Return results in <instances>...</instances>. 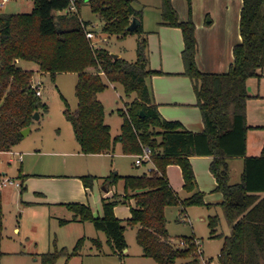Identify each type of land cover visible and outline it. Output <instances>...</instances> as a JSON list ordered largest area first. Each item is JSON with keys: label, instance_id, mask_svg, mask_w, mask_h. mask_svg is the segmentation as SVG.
Wrapping results in <instances>:
<instances>
[{"label": "trees", "instance_id": "1", "mask_svg": "<svg viewBox=\"0 0 264 264\" xmlns=\"http://www.w3.org/2000/svg\"><path fill=\"white\" fill-rule=\"evenodd\" d=\"M31 12H0V152L19 144L22 130L34 122V113L48 105L37 95L33 86L35 70L23 69L20 60L33 61L42 73L55 77L60 72L78 74L75 92L77 108L66 107L64 114L72 123L81 152L107 153L121 142L126 154H140L144 147L151 149L155 169L140 175L121 176L112 173L106 177L109 186L122 177L125 194L103 198V215L95 216L84 203H65L74 215L70 221H91L98 230L105 232L111 253L123 264L127 247L125 231L136 228L137 242L143 254L157 264H177L189 258L186 264H199L197 247L190 242L181 246L174 242L167 228L166 208L181 206V215L189 206H209L198 185L191 162L195 155L214 157L210 169L217 179V190L224 195L223 217L230 231L217 234L221 223L219 215L209 217L211 234L223 238L218 264H264V154L247 155V80L258 75L264 67V0H244L241 10L240 30L242 41L234 46V61L226 73L203 72L197 65L199 50L196 25L190 17L179 19L172 0H162L161 24L178 26L183 31V60L185 74L193 82L205 128L202 131L187 129L177 120H168L159 112L154 92L148 80L161 73L149 66L148 38L142 25L130 30L133 18H142V10L134 7V0H33ZM73 4L76 9H72ZM89 4L103 22L102 32L126 37L137 33V60L115 57L109 48L95 45L87 37L90 24L81 18L80 11ZM109 82L123 86L128 97L127 109H120L123 116L120 134L113 137L106 123V109L99 98ZM244 157L243 171L238 182H231L229 158ZM178 164L184 177V188L189 195L181 198L172 188L166 174L167 166ZM85 186L92 187L97 176L81 177ZM135 200L132 216L121 219L115 207ZM180 221L181 218H178ZM4 230L0 214L1 239ZM188 241L191 237H184ZM182 239V238H181ZM86 237H80L70 250L56 248L41 253V264H56L65 257V263L81 255ZM98 250L103 242L91 238ZM212 259H209V263Z\"/></svg>", "mask_w": 264, "mask_h": 264}, {"label": "rangeland", "instance_id": "2", "mask_svg": "<svg viewBox=\"0 0 264 264\" xmlns=\"http://www.w3.org/2000/svg\"><path fill=\"white\" fill-rule=\"evenodd\" d=\"M34 7L33 0H9L0 6V12L26 13L31 12ZM190 8V5H189ZM190 10V9H189ZM80 15L87 20L98 34L106 37L99 45L109 48L115 57H121L129 61L137 60V46L139 35L129 34L126 37L107 35L102 32L103 22L95 14L89 4H84ZM19 65L23 69H38L33 61L20 60ZM78 74L76 72H60L55 77L50 73L34 75V81L42 83V99L48 105V109H42L39 118H34L31 130L24 136L21 145L17 148L22 152V161L19 154L3 152L0 155V172L7 169L9 177L15 181L19 180V172L35 173L36 182L45 184L49 188L59 191V196H79L78 185L84 175H110L119 171V174L131 172H142L148 166H137L136 157L118 152L113 154H85L79 152V143L76 140L72 123L66 118L64 110L66 107L74 110L77 108L78 99L75 92ZM101 97L106 109V119L111 125V133L117 135L120 132V124L123 116L120 109H127V103L131 102L135 95L128 97L121 84H111L101 92ZM117 145V144H116ZM117 148V147H116ZM14 161L9 163V159ZM152 164L153 160H152ZM151 166V164H150ZM120 168V170H119ZM147 170V169H146ZM239 170L233 164L231 171L232 181L240 180ZM29 177V176H27ZM81 180V181H80ZM118 189L121 190L122 177L118 180ZM117 182V183H118ZM84 183V182H83ZM90 192L89 201L95 209H101V195L104 193L102 187L95 182ZM47 189V190H48ZM35 193L27 189L21 193L16 184L0 186V214L3 217L4 230L1 239L0 264H41V253L56 248L67 247L72 249L77 240L85 236L86 241L82 247L81 255L72 257L67 264H123L121 259L111 254V247L107 243L105 232L98 230L91 221H70L61 223V219H71L74 213L65 205L50 203L49 199L57 197L52 191L48 194ZM23 196V199H22ZM180 196V195H179ZM73 197V196H72ZM122 204V203H121ZM120 205V204H119ZM198 206V205H195ZM178 206L168 209V217H173L174 231H183L190 228L188 222H178L181 211ZM200 208V207H199ZM222 209V207H220ZM196 209V208H194ZM191 213L198 215L200 212ZM94 213V212H93ZM221 223L219 231L229 233L230 227L220 212ZM200 215V214H199ZM195 226L198 235L203 236L205 245L202 246L204 258L199 254V264H218V253L223 245L221 237L209 238L211 230L208 229L206 221L200 216L195 218ZM18 228V231L15 228ZM180 233V232H179ZM125 236L129 248V257L125 258L127 264H157L153 258L142 255L143 248L137 242L136 228L127 227ZM91 237H99L103 240L101 250L92 243ZM179 243V240H174ZM23 250L28 255L22 257L8 253L10 251ZM212 256V262L207 260ZM184 258L178 259L181 264ZM147 262V263H146ZM65 257L59 258L56 264H64Z\"/></svg>", "mask_w": 264, "mask_h": 264}, {"label": "crops", "instance_id": "3", "mask_svg": "<svg viewBox=\"0 0 264 264\" xmlns=\"http://www.w3.org/2000/svg\"><path fill=\"white\" fill-rule=\"evenodd\" d=\"M172 2L173 6L179 13V19L181 21H186L190 17L189 5L191 3L192 18L196 25V34L199 45V50L197 53V65L199 69L203 72L210 73L228 72L234 61V46L242 41L240 18L244 0H172ZM161 3L162 0H134L133 2L134 7L138 10H142L143 12L142 18L139 19V25H142L144 31L147 33L149 66L153 70L161 71V73L154 74L151 78H149L148 82L153 89L159 112L164 118L168 120L180 121L189 130L197 132L202 131L204 130L205 125L201 109L198 105L197 95L191 78L185 74V65L183 60V49L185 44L183 31L178 26H169L160 23L162 20ZM72 9H76V7L74 6ZM82 20L87 21L83 18ZM87 29L95 34V45H99L101 40L106 41V37H102L100 34H98V32L93 27H91V25H88ZM18 62L20 63V61ZM33 70L36 71V75H39V78L40 74H43L38 69ZM110 84L115 86V82H109V85ZM247 91L249 94L246 108L247 122L249 124V129L247 131V155L260 156L264 154V67L258 71V75L252 76L247 80ZM101 94L102 93L100 92L99 98L103 102ZM105 121L107 124H109L106 117ZM122 122L123 120L120 124V131ZM119 134L120 132L117 135ZM117 135H113V137ZM20 145L21 142L14 146L11 151H14L15 155L19 154L20 160L22 161V152H20V150L17 148ZM116 147L115 149H118V152L124 153L121 142H118ZM79 152L81 153L80 145ZM114 152L115 150L98 154H113ZM2 153L3 152H1L0 155ZM128 155L131 157H136V154ZM213 159L214 157L211 155H195L191 157L197 185L199 189L204 192L205 202L209 206H189L186 209V212L180 216L181 220L179 221L177 219L178 222H188L190 224V228L183 231H174L172 226L174 219L173 217H168L167 214L168 209L171 206L166 208L167 228L173 241L175 239L180 240L184 237H191L199 239L202 242V246H204L205 241L203 236L198 235L196 231V226L194 223L196 220L195 218L200 216L202 221H206L208 229L210 230L208 224L209 217L211 215L220 216V212L223 214L222 202L224 200V195L221 191L217 190V179L210 169ZM13 161L14 158L9 159V163ZM228 161L230 166V174L234 164V166L238 168L240 172L239 178H241L244 157H231ZM144 166L147 165L144 164ZM146 169L141 173L131 172L121 174V176L140 175L147 171ZM23 170L24 169L22 166V169L19 172L20 179L17 180V182H20V186L17 185L21 189L20 195H22V192L26 189L28 191L33 190L35 193L43 195L45 190L47 194L52 191L57 197H52L54 199H49L50 203L60 205H64L65 203H84L92 208L95 216L103 215V198H111L114 194H119L121 197H123L125 194L124 178H122V185H120L121 190H119L118 184L120 181L115 185L109 186L108 182L106 181V177L109 175L105 176L94 174V176H97V179H95L94 183L98 182L104 192L101 195V209H95L93 204L89 201V196L92 189L85 186L83 181L80 180L81 182L78 185V191L80 194L79 196L73 194L69 198H62L59 196V191L55 188L48 189L45 184L36 182L37 180H35L33 176H36L37 174L26 171L24 172ZM116 173H119V171ZM0 174L4 177H9L7 169H3ZM166 174L172 188L180 195L181 198H185L189 195V192H187L184 188V177L180 165H168ZM134 205L135 200L131 198L127 203L117 205L115 207V214L121 219H128L132 216L131 206ZM176 206L179 207L177 210L180 212L181 206ZM220 207H222V209ZM197 209L200 210V212H197L200 215H191L193 211H198ZM15 230L18 231V228L16 227ZM219 233L227 234L220 232L218 227L217 234ZM213 237L220 236H215L212 234L209 235V238ZM101 241L103 242V240ZM129 248L130 245L128 244V247L126 250H124L127 253V257H129ZM8 253L22 257H27L28 255L23 250L10 251ZM219 254L220 252L218 253V256ZM142 255L147 257L143 254V251ZM207 256V260L212 259V256ZM188 260L190 259L184 258V261H182L181 264H186Z\"/></svg>", "mask_w": 264, "mask_h": 264}, {"label": "built area", "instance_id": "4", "mask_svg": "<svg viewBox=\"0 0 264 264\" xmlns=\"http://www.w3.org/2000/svg\"><path fill=\"white\" fill-rule=\"evenodd\" d=\"M7 1L8 0H0V6L5 5V3ZM74 6L75 5L73 4L72 7H74ZM87 37L93 39V43L95 44V41H94L95 34L92 31H90V30L87 31ZM33 86L36 88L37 95L41 96L42 95V83H41V81H33ZM6 152L13 153V151H11V150L6 151ZM144 162H149L151 164V166L149 165V167H148V171H152V170H154L156 168L155 165L152 164L151 149L149 147H144L143 152L136 155V164L137 165H142ZM8 183L9 184H12L13 183V184H16V185H19L20 186V182L15 181L11 177H7V176L4 177V176H2L0 174V186L6 185ZM189 242L191 244H194L197 247V253L202 258H204L202 256V254H203V250L201 248L202 247V242L199 239L192 238V239H190V241H188L187 239L182 238V239L179 240V245L185 246Z\"/></svg>", "mask_w": 264, "mask_h": 264}, {"label": "water", "instance_id": "5", "mask_svg": "<svg viewBox=\"0 0 264 264\" xmlns=\"http://www.w3.org/2000/svg\"><path fill=\"white\" fill-rule=\"evenodd\" d=\"M139 23H140L139 18H137V17L133 18V20H132V22H131V24L129 26V29L130 30L136 29L139 26ZM33 117L34 118H39L40 117V113L39 112H35L34 115H33ZM30 130H31V128L30 127H27V128H25V129L22 130V134L25 136Z\"/></svg>", "mask_w": 264, "mask_h": 264}]
</instances>
